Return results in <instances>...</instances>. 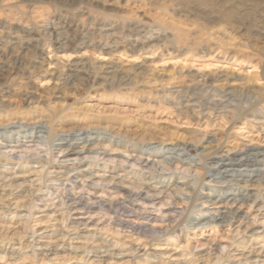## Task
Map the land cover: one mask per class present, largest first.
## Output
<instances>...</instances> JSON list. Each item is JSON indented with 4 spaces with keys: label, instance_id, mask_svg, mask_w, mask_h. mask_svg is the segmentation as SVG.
<instances>
[{
    "label": "rangeland",
    "instance_id": "obj_1",
    "mask_svg": "<svg viewBox=\"0 0 264 264\" xmlns=\"http://www.w3.org/2000/svg\"><path fill=\"white\" fill-rule=\"evenodd\" d=\"M15 123L49 133L0 154V244L19 253L0 264H264V157L207 174L264 153V0H0V128ZM61 140L106 177L56 174L48 158L77 157ZM91 183L96 204L68 212Z\"/></svg>",
    "mask_w": 264,
    "mask_h": 264
},
{
    "label": "bare ground",
    "instance_id": "obj_2",
    "mask_svg": "<svg viewBox=\"0 0 264 264\" xmlns=\"http://www.w3.org/2000/svg\"><path fill=\"white\" fill-rule=\"evenodd\" d=\"M30 127L31 126H26V125L24 126V125H21L19 123H15V124L9 125L7 128H0V154H2L3 156H5L7 158L12 157L13 152H15L16 149H18L19 144L21 143V141H20V137H21L20 134L21 133L26 134V137L28 136L32 140L36 139L37 141H32V143H36V144L42 143L44 141L43 139H45V136L44 135L47 134V133H49L48 132V129H47V126L44 125V123L35 124L31 128ZM2 130H4L5 133H8L9 136H5L4 133H1ZM14 135H17L18 136V139L14 140L13 139V136ZM82 136H83V134L82 135H78V136H76V138L74 140L77 141V142L80 141V140L83 141L85 138H82ZM91 140H93V139L92 138H89L87 140V142H90ZM61 141L62 142L58 144L59 146H62V147L63 146H68V149L62 152L63 153V158L62 159L65 160L66 158H69L68 157L69 155L74 154V155L77 156L76 157V160L79 161V162H75L76 161L75 160L72 164H70L68 161H63V162L60 161L59 164H56V161L54 160V158L50 156L51 158H48L49 161H48L47 165L59 167L60 170H61L59 172H55L56 174H58V175H67V176L70 175L69 177H72L74 179H78V178H80V175L84 176L85 174L90 175V177L93 178V179H95V180L100 179V178H103V177H106V176L94 175L91 172V169L89 167L87 169V167L84 166L85 162H82L81 159H80L81 156L86 155L88 153H92L93 150H91L89 148H85V149L81 150L80 152H78L75 149V146L78 145L77 142H75L73 144H68V140H61ZM24 147L27 150H30L31 149V148H28L26 146H24ZM2 151H4V152H2ZM27 157L26 156L25 157L24 156H20V157H18V160H20V161L21 160H24V159L27 160ZM100 157H101L100 154H96L93 157V159L94 160L100 159ZM223 157L224 156H222L220 158V160L218 161L216 167H213L211 169V171L207 173L209 176H219V175H222V174L231 173L233 171L236 172V173H238V174H240V175H242L241 174L242 172H246L247 174L249 172L251 173L252 170L250 171L249 169H244V167L249 166V165L252 166L253 163L259 162V160L262 157H264V153L259 152V153L254 154L252 157H248V158L241 157V158H237L235 160L231 159L232 157L229 158L228 156L227 157L225 156L226 158H228L226 161L223 160L224 159ZM35 158H36V156H35ZM35 158H33V159H35ZM165 158H166V162L165 163H167L169 165H174L175 162H177V161L178 162H181L183 164L186 163L184 160L181 161L180 159H177V158H175L173 156H168V157H165ZM45 160H47V159H45ZM148 165L149 164H147L146 161L143 162L140 159L139 160L137 159V161L134 164V166H139V167L140 166L148 167ZM68 170H70V171H68ZM148 170H152V168H148ZM242 176H245V175H242ZM46 182L47 181H45V186L47 188L48 185H46ZM68 182L72 183V188L71 189L74 192L77 189V185L74 184V182H72L71 180H68ZM173 183H175V182H173ZM97 184H98V182H97ZM97 184H93V183L89 184L90 185V186H88V187H90L89 189H86L85 187H82L81 188V192L77 193L78 194L77 195V198H74L73 201L72 200H69V199L67 200L68 197L65 198L61 202L62 206L65 207V209L68 212L81 211L83 209L84 210L85 209H88V210L91 209L92 206H94L96 204V202H94L92 204H89L88 208L85 207V205L87 204L86 203L87 200H85L83 198V195L82 194L85 193V192H87L90 196L96 194L97 190L99 189V186ZM187 185H188L187 182L177 183V187L180 186L178 189H182L184 187H187ZM163 190L160 191L161 192L160 194H162L164 192ZM129 198H131V199L134 198L136 202H139V203H141L144 206H145V204L146 205H155V201H156V199H158V198H148V197H144L142 194H135L133 196H130ZM209 198L210 199H208L207 203H210L211 205H217V204H221V203L224 202V200L223 199H220V198L219 199H215V200L212 199L211 197H209ZM250 199H251L250 196L248 197L247 195H243V197H241V198L234 197V198H232V199H230L228 201L229 202H232L233 205H237V204H240V203L242 205H244L246 202L250 201ZM160 213H161V219H164L166 217L165 213H163L161 211H160ZM235 214H237V212H235ZM206 216L207 215L202 214L200 216V218H198V219L201 220V219H203ZM213 216L214 217L211 220V223H218L217 224L218 225L217 227L224 225L223 223H225V221L228 219L227 218L228 217L227 216V213L225 211H222V210H217V213L213 214ZM207 224H209V223L204 224V225H206L205 227H207ZM1 254H3L4 256H2V257L0 256V260H3L6 255L10 254L9 253V248H7L3 244L2 245L0 244V255ZM10 255H12V256L19 255V253L15 252V250H14V251L11 252Z\"/></svg>",
    "mask_w": 264,
    "mask_h": 264
}]
</instances>
